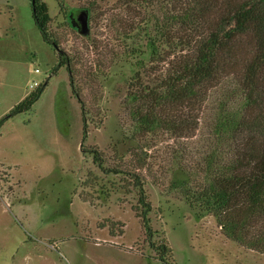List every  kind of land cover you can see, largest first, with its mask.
Listing matches in <instances>:
<instances>
[{
    "label": "rangeland",
    "instance_id": "374dc122",
    "mask_svg": "<svg viewBox=\"0 0 264 264\" xmlns=\"http://www.w3.org/2000/svg\"><path fill=\"white\" fill-rule=\"evenodd\" d=\"M41 1L57 49L43 42L29 0H0V119L45 85L0 128V264H161L162 248L166 264H264V253L228 239L207 212L199 166L218 102L251 48L242 46L230 77L195 109L187 138L146 132L137 91L171 75L185 52L175 0ZM258 104L252 117L264 116V94ZM136 180L151 207L150 238L134 210Z\"/></svg>",
    "mask_w": 264,
    "mask_h": 264
},
{
    "label": "trees",
    "instance_id": "16d2710c",
    "mask_svg": "<svg viewBox=\"0 0 264 264\" xmlns=\"http://www.w3.org/2000/svg\"><path fill=\"white\" fill-rule=\"evenodd\" d=\"M29 2L43 42L57 49L48 29L47 5L41 0ZM174 4L171 21L180 31L178 40L185 46L184 55L173 64L171 75L151 89L137 91L136 117L142 131L159 128L176 138H187L199 120L195 109L201 113L212 90L230 77L240 62L242 46L251 48L249 59L236 73V87L224 90L218 102L219 113L205 144L211 153L200 156L199 166L204 165L200 168L209 186L207 212L223 234L245 248L264 253V116L252 117L264 94V0H175ZM60 64L67 66L63 61ZM69 81L72 86L71 76ZM44 87L35 89L1 118L0 128L7 119L28 112ZM83 113L81 108L84 139ZM219 143L228 144L225 151H215ZM93 157L100 165L97 151ZM136 187L139 198L134 210L150 238L147 214L151 207L140 181L136 180ZM162 250L160 262L166 264L165 248Z\"/></svg>",
    "mask_w": 264,
    "mask_h": 264
},
{
    "label": "water",
    "instance_id": "95a60500",
    "mask_svg": "<svg viewBox=\"0 0 264 264\" xmlns=\"http://www.w3.org/2000/svg\"><path fill=\"white\" fill-rule=\"evenodd\" d=\"M77 23L80 26V30L82 34H86L88 31L87 28V15L85 12H80L77 16Z\"/></svg>",
    "mask_w": 264,
    "mask_h": 264
}]
</instances>
